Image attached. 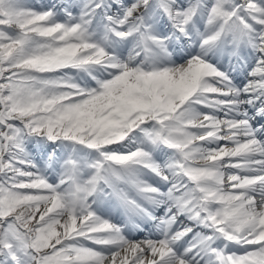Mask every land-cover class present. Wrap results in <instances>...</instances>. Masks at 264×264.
Instances as JSON below:
<instances>
[{
  "label": "snow or ice",
  "instance_id": "obj_1",
  "mask_svg": "<svg viewBox=\"0 0 264 264\" xmlns=\"http://www.w3.org/2000/svg\"><path fill=\"white\" fill-rule=\"evenodd\" d=\"M0 264H264V0H0Z\"/></svg>",
  "mask_w": 264,
  "mask_h": 264
}]
</instances>
